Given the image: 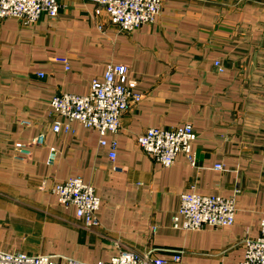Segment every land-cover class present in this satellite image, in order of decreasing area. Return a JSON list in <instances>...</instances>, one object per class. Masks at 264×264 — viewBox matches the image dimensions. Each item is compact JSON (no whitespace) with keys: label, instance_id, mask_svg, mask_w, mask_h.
I'll return each instance as SVG.
<instances>
[{"label":"crops","instance_id":"1","mask_svg":"<svg viewBox=\"0 0 264 264\" xmlns=\"http://www.w3.org/2000/svg\"><path fill=\"white\" fill-rule=\"evenodd\" d=\"M115 65L129 69L144 98L118 134L107 132L108 143L118 142L112 159L94 128L74 121L69 133H54L56 121L68 122L50 102L87 95ZM183 124L197 135L195 166L180 155L164 168L137 142L150 128ZM40 134L45 145L16 159L17 144L31 146ZM70 178L95 188L98 227H86L53 192ZM186 193L235 198V223L175 228ZM263 218L264 0H164L156 22L134 32L112 24L93 0H60L57 19L32 26L0 24L1 251L88 264L124 250L152 251L169 264H241L244 240L260 236Z\"/></svg>","mask_w":264,"mask_h":264},{"label":"built area","instance_id":"2","mask_svg":"<svg viewBox=\"0 0 264 264\" xmlns=\"http://www.w3.org/2000/svg\"><path fill=\"white\" fill-rule=\"evenodd\" d=\"M106 12L112 24L124 32H134L144 25L154 24L158 19L164 0H93ZM60 0H0V24L6 19H17L24 26L35 25L44 16L55 20L59 16ZM218 71L223 72L219 62ZM69 70V67H66ZM43 77V75H41ZM143 94L129 84V69L123 65L109 66L104 79L94 83L85 96L62 94L50 102L53 114L67 120L56 121L52 127L54 133L71 131V122L77 121L87 128L96 129L101 137V146H109L110 157L116 158L118 142L108 143L104 138L107 132L118 134L123 115L143 100ZM25 125H30L26 122ZM197 139L190 124L162 129L150 128L138 137L142 150L153 157L164 168L174 165L180 155H184L195 166L196 154L193 143ZM45 134H40L32 143L17 144L15 158L26 161L32 156V146L45 145ZM58 152L50 150L49 162L54 163ZM218 170L221 166L216 167ZM53 192L60 204L74 207L77 218L88 228L98 227V212L101 199L95 188L79 178H70L55 185ZM236 220V199L221 196L186 193L181 196L180 208L173 218L175 228L184 231H199L206 227L220 229L230 227ZM156 232V228L153 229ZM245 258L241 264H264V218L261 222V234L258 238L244 240ZM181 252L174 257L181 261ZM0 264H88L71 258L53 259L50 256H33L24 253H9L0 250ZM104 264V263H99ZM107 264H169L167 260L154 258L153 252L141 255L131 250L121 251Z\"/></svg>","mask_w":264,"mask_h":264}]
</instances>
